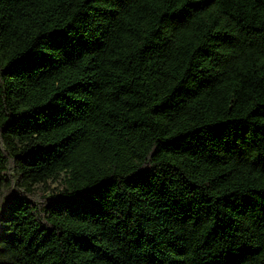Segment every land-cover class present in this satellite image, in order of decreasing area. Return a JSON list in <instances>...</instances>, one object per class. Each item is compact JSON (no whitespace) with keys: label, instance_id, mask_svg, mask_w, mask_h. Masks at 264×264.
Instances as JSON below:
<instances>
[{"label":"trees","instance_id":"obj_1","mask_svg":"<svg viewBox=\"0 0 264 264\" xmlns=\"http://www.w3.org/2000/svg\"><path fill=\"white\" fill-rule=\"evenodd\" d=\"M0 264H264V0H0Z\"/></svg>","mask_w":264,"mask_h":264},{"label":"rangeland","instance_id":"obj_2","mask_svg":"<svg viewBox=\"0 0 264 264\" xmlns=\"http://www.w3.org/2000/svg\"><path fill=\"white\" fill-rule=\"evenodd\" d=\"M49 185H50L49 194H51L52 192L54 193L60 191L64 186V184L61 182V179L50 180ZM44 193L47 194L45 188L40 189V193H39V195L41 196L40 198H42V195L44 196Z\"/></svg>","mask_w":264,"mask_h":264}]
</instances>
